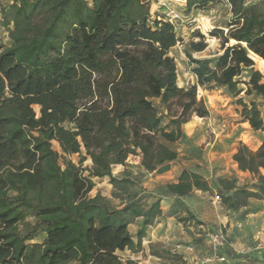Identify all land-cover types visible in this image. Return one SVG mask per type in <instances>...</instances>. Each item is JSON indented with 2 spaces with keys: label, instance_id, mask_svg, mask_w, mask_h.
Instances as JSON below:
<instances>
[{
  "label": "trees",
  "instance_id": "obj_1",
  "mask_svg": "<svg viewBox=\"0 0 264 264\" xmlns=\"http://www.w3.org/2000/svg\"><path fill=\"white\" fill-rule=\"evenodd\" d=\"M222 1L186 0L185 13ZM226 1L229 22L209 33L222 53L207 59L189 53L197 83L180 88L170 52L183 40L165 15L150 20V0H0L7 36L0 43V264H138L118 253L144 251L163 214L162 199L137 191L135 181L115 177L113 169L140 155L147 173L168 174L179 160L169 145L185 138L192 117L209 116L198 88L223 89L240 107L242 122L264 131V77L254 62L264 60V0ZM194 37L191 51L204 52L206 37ZM243 93L255 99L246 102ZM261 142L256 152L243 146L233 156L253 183L219 180L217 196L233 216L252 199L264 201V137ZM88 159L93 166L84 168ZM94 178H108L125 203L90 197ZM166 191L181 200L212 188L183 169ZM180 222L210 227L191 212ZM211 230L221 242L216 254L222 250L225 262L219 263L250 261ZM150 255L170 264L184 259L157 244Z\"/></svg>",
  "mask_w": 264,
  "mask_h": 264
},
{
  "label": "rangeland",
  "instance_id": "obj_2",
  "mask_svg": "<svg viewBox=\"0 0 264 264\" xmlns=\"http://www.w3.org/2000/svg\"><path fill=\"white\" fill-rule=\"evenodd\" d=\"M160 0H150L151 19L157 13L155 3ZM250 3L258 0H248ZM167 6L172 9H181V0H166ZM164 9V8H163ZM185 10V9H184ZM188 18L177 26V33L183 40L170 52V56L176 61L178 68V86L188 88L195 85L196 78L191 73L190 53L195 59L216 58L222 53L220 40L211 38L209 33L215 28H224L231 18V10L226 0L209 10H195L187 15ZM200 32L206 37L207 49L204 52H192L189 44L199 39L194 37V33ZM7 36L0 28V43H7ZM255 69L259 70L264 77V60L255 58ZM248 74L245 73L242 80H247ZM246 102L255 99L247 97L244 93L240 96ZM198 100H203L209 110V116L205 119L192 117L191 121L183 127L185 138L176 144L169 145L179 153V160L172 164L171 171L165 175L147 173L142 164V157L130 156L124 166H116L113 175L117 178H130L138 184L137 191L152 194L155 198H161L163 214L157 224L150 229L145 242L154 240L157 245L173 250L184 255V259L178 264H221L217 260L206 263L207 259H213L211 248L212 236L211 229H218L219 236L229 243V220L231 218H250L253 224L250 226L259 234V247L254 246L250 249L237 247L238 255H246L250 261L238 264H264V245L261 244L264 238V203L263 201L250 200L247 208L237 212L236 215L229 213L222 205V199L217 200L219 191L222 188L220 179L234 180L237 185L253 183V178L249 173L242 174L236 167L233 156L239 148L245 146L249 150L256 152L258 141L263 139L264 131L256 133L248 123H243L239 115L240 107L236 105L235 99L229 96L223 89L205 90L198 88ZM157 103V102H156ZM260 104V102L258 101ZM172 110L176 111L177 106L173 105ZM264 120V108H261ZM237 124H240L237 127ZM241 139L237 140V139ZM72 160L78 163L79 157L73 156ZM92 161L88 159L84 168H91ZM183 169L198 172L209 182L212 192L204 193L193 192L184 199H175L167 194L166 186L175 183ZM88 172H86L87 174ZM95 188L90 193V197L101 194L113 206L120 207L125 203L126 197L118 195L108 178H94ZM187 211H184V209ZM191 212L200 220L205 221L210 227H200L194 223L184 224L180 218L187 216ZM259 214L257 216H253ZM141 225V220L129 227L132 234H136ZM255 237H253V240ZM37 240L36 242H40ZM147 248V244L144 245ZM150 246V245H149ZM193 247L189 250L188 247ZM223 251L218 250V256ZM122 260L133 259L138 264H170L168 261L158 262L149 257L144 250L139 254L140 259L136 260L131 252H119ZM260 258V261H257ZM256 260V261H255ZM232 262V261H230ZM226 264V263H223Z\"/></svg>",
  "mask_w": 264,
  "mask_h": 264
},
{
  "label": "crops",
  "instance_id": "obj_3",
  "mask_svg": "<svg viewBox=\"0 0 264 264\" xmlns=\"http://www.w3.org/2000/svg\"><path fill=\"white\" fill-rule=\"evenodd\" d=\"M11 2H12V0H11ZM167 4L168 3L166 2V6H163L162 0L158 1V3H155V6L157 7V10H156L157 13L165 15V13L170 8L167 6ZM239 125L240 124H237V127ZM256 133H258V132H256ZM237 140L241 141V139H239V138ZM261 144H262V142H261V140H259L258 141V148L261 146ZM236 167H238V166L236 165ZM241 173L244 174V172H241ZM263 203H264V201H263ZM263 214H264V212L260 213V215H263ZM257 215H259V214H256L253 216H257ZM251 224H253V220L250 218L239 219V218L235 217V218H231L229 220V235H230L229 242H230V246L235 251H238L237 247L239 245H240V247H242L244 249H246V248L250 249L251 247H254V246L259 247L256 244V243H258L259 234H257V235L253 234V233H256V231L253 229V227L250 226ZM253 237H255L254 240H253ZM154 243H155L154 240H149L147 242H144V245H146V244L148 245L147 248L144 246V248H145L144 250L149 254L150 258H152L153 260H156L158 262H161L162 261L161 259L150 255V246L149 245L154 244ZM261 244L264 245V238L262 239ZM134 256L137 257L136 260L140 259L139 254L134 255Z\"/></svg>",
  "mask_w": 264,
  "mask_h": 264
},
{
  "label": "built area",
  "instance_id": "obj_4",
  "mask_svg": "<svg viewBox=\"0 0 264 264\" xmlns=\"http://www.w3.org/2000/svg\"><path fill=\"white\" fill-rule=\"evenodd\" d=\"M166 0H162L163 6H166ZM182 5H181V9H172L169 8V10L165 13V17L166 19L172 23L176 28L178 26L179 23L184 22L185 19L188 18L187 14L185 13V4H186V0H181ZM217 200H220V198L217 196L216 197ZM212 244H213V249H214V253H213V259H207V262H210L212 260H217L218 262H225V259L219 257L216 254V250L217 247H219L221 245L220 239L217 236H212ZM189 250H191L192 248H188Z\"/></svg>",
  "mask_w": 264,
  "mask_h": 264
}]
</instances>
